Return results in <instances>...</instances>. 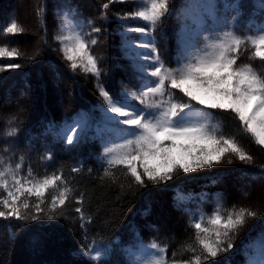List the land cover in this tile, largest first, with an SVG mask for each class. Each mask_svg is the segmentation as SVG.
I'll use <instances>...</instances> for the list:
<instances>
[{
  "label": "snow or ice",
  "instance_id": "6c2138e0",
  "mask_svg": "<svg viewBox=\"0 0 264 264\" xmlns=\"http://www.w3.org/2000/svg\"><path fill=\"white\" fill-rule=\"evenodd\" d=\"M114 3H132L135 7L133 12L117 14L119 20L143 22V26L124 28L122 45L140 82L139 91L113 94L100 83L103 69L98 57L92 54L91 46L97 44L93 33L98 34L102 29L91 26L90 31H84V21L75 19L78 11L69 7L64 12L56 40L71 72L80 69L95 78L103 104L90 110L99 112L98 119L90 113H77L71 122L65 121L59 127L49 122L46 135L67 145H76L86 129L94 126L100 138L106 133L116 137L119 142L105 143L100 157L101 179L115 182L117 177L112 170L121 169L123 175L130 178L129 185L138 188H145L149 183H167L180 173L212 168L224 163L226 157L229 164L233 163L231 157L252 162L253 157L238 141V134L247 135L264 151V74L256 72L251 64H237L242 46L249 44L254 49L251 58L264 62V0H253L252 11L248 13L244 11V0H223L222 5L217 0H187L183 11L175 14L179 41L175 67L161 59L153 35L170 15V0H108L101 4L102 20L108 18L107 10ZM221 7L225 13L233 14L231 20L221 19ZM42 11L37 10L38 17ZM244 15L253 21L258 18L259 22H252L248 33L241 35L235 24ZM209 19L217 28L206 27ZM24 31L12 18L3 33L15 36ZM132 34H140L145 39ZM22 56L24 53L16 47L0 46V58L7 57L11 61ZM28 59L33 60L35 56ZM20 67L21 64L13 62L6 65L9 69ZM3 71L5 67H0V72ZM226 117L238 124L237 135L223 132ZM15 119H10L9 125ZM17 134L16 127L6 131L9 138ZM3 151L8 153L10 149ZM42 159L50 161L53 156L46 153ZM24 165L23 155L15 166L11 157L6 163L0 156V189L6 193L0 196V218L21 224L39 220L41 214L52 219L55 215H64V209L73 205L82 228L92 222L84 207L85 192L75 187L74 178L65 177L61 169L41 177L31 165L22 173ZM261 168L264 169V165ZM81 171L79 167L71 169L72 173ZM49 192L53 194L46 199ZM189 195L178 191L177 203H185ZM33 197L35 200L30 204ZM41 205H46L47 211ZM257 215L251 208L235 204L228 208L218 200L211 215L200 213L189 222L194 236L193 242L185 247L194 255L171 262L166 245L161 247L155 241L144 245L135 226H130L136 238L135 244L126 250L133 257L130 264H208L221 254L229 253L234 247V237L246 225L247 218L254 219ZM197 247L199 254H196ZM244 253L246 264H264V227ZM84 254L93 264H108L110 249L92 242ZM172 255L175 257L176 253Z\"/></svg>",
  "mask_w": 264,
  "mask_h": 264
},
{
  "label": "trees",
  "instance_id": "16d2710c",
  "mask_svg": "<svg viewBox=\"0 0 264 264\" xmlns=\"http://www.w3.org/2000/svg\"><path fill=\"white\" fill-rule=\"evenodd\" d=\"M106 2L108 0H0V46L16 47L24 53V56L11 61L7 57L0 58V67H5V71L0 72V156L6 163L11 157L15 166L23 155L25 165L22 173L27 171L28 165L41 177L61 169L65 177L74 178L77 189L85 192L84 207L92 217V222L82 228L79 214L74 212L73 205H69L64 209V215H55L52 219L41 214V219L21 224L0 218V264H93L84 254L92 242L110 249L108 264H130L133 257L126 250L136 242L130 229L133 225L144 245L155 241L161 247L167 246L169 261L186 260L194 255L185 247L193 242L194 229L190 227V220L200 213L211 215L218 200L228 208L234 204L251 208L258 215L254 219L247 218L246 225L234 237V247L229 253L221 254L208 264H246L244 249L258 239L264 227V178H261L264 151L253 146L247 135L238 134V124L226 117L223 132L238 134L237 139L252 155V162L245 163L231 157L233 163L229 164L226 157L224 163L212 168L180 173L167 183H149L145 188L130 186V178L125 177L121 169L112 170L117 177L115 182L101 179L100 157L105 143L119 142L116 137L106 133L100 138L94 126L86 129L76 145H67L45 134L49 122L58 127L62 125L54 114V103L60 93L70 105L67 106L71 113L65 119L68 122L77 113H90L98 119L99 112L90 110L103 104L95 78L80 69L76 73L71 72L56 40L64 12L69 7L78 11L75 19L84 21V31H90L91 26L102 29L98 34L93 33L92 38L97 40V44L91 46L92 54L98 57L103 69L100 83L113 94L139 91L140 82L122 45L124 28L143 26V22L117 18V14L135 11L132 3L110 4L108 18L102 20L101 4ZM186 2L170 0V15L153 34L161 59L170 67L176 66L178 56L175 14L183 11ZM217 3L222 5L223 0H217ZM244 5V11L251 12L253 0H244ZM38 9H43L42 19L37 16ZM219 15L221 19L227 17L231 20L233 14L225 13L221 7ZM12 18L24 27V33L15 36L3 33ZM252 22L258 23L259 19L253 21L248 15L242 16L235 24L239 34H247ZM206 27L211 30L217 25L209 19ZM132 35L145 39L140 34ZM198 42L202 44V41ZM253 51L250 44L242 46L237 64H251L256 72L264 74V62L251 58ZM31 56L35 59L29 60ZM9 62L19 63L21 67L6 68ZM56 90L60 93L57 94ZM13 117L16 119L9 125ZM9 127L18 129L15 137L6 136ZM5 148L10 151L4 153ZM46 153L53 159H42ZM74 167L82 171L72 173ZM88 169L92 172L89 173ZM178 191L190 194L185 203H177ZM4 194L0 189V195ZM52 194H46V199ZM33 200L34 197L29 203ZM41 207L47 211L46 205ZM174 252L175 257L172 255ZM199 252L197 247L196 254Z\"/></svg>",
  "mask_w": 264,
  "mask_h": 264
},
{
  "label": "rangeland",
  "instance_id": "374dc122",
  "mask_svg": "<svg viewBox=\"0 0 264 264\" xmlns=\"http://www.w3.org/2000/svg\"><path fill=\"white\" fill-rule=\"evenodd\" d=\"M57 91V90H56ZM60 92L57 91V94H59ZM61 95V96H60ZM65 96L63 94H59V98L56 100V102L54 103V106H55V111H54V114H55V118L61 123L63 124L65 119L67 118L68 114L71 113L70 111V105L68 102L65 101ZM69 107H68V106ZM62 112V115H61V112ZM71 118V117H70ZM6 195V194H4ZM1 196V195H0ZM171 262V261H169Z\"/></svg>",
  "mask_w": 264,
  "mask_h": 264
},
{
  "label": "bare ground",
  "instance_id": "6f19581e",
  "mask_svg": "<svg viewBox=\"0 0 264 264\" xmlns=\"http://www.w3.org/2000/svg\"><path fill=\"white\" fill-rule=\"evenodd\" d=\"M252 145L255 146V147H258V146H256L254 143H252ZM236 249L239 250V246H237Z\"/></svg>",
  "mask_w": 264,
  "mask_h": 264
}]
</instances>
